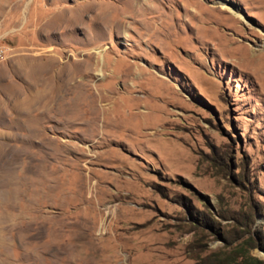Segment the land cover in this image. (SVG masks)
<instances>
[{"label": "rangeland", "instance_id": "374dc122", "mask_svg": "<svg viewBox=\"0 0 264 264\" xmlns=\"http://www.w3.org/2000/svg\"><path fill=\"white\" fill-rule=\"evenodd\" d=\"M0 45V264H264V0H0Z\"/></svg>", "mask_w": 264, "mask_h": 264}, {"label": "built area", "instance_id": "2783aa9c", "mask_svg": "<svg viewBox=\"0 0 264 264\" xmlns=\"http://www.w3.org/2000/svg\"><path fill=\"white\" fill-rule=\"evenodd\" d=\"M7 49L0 45V63L6 58Z\"/></svg>", "mask_w": 264, "mask_h": 264}, {"label": "bare ground", "instance_id": "6f19581e", "mask_svg": "<svg viewBox=\"0 0 264 264\" xmlns=\"http://www.w3.org/2000/svg\"><path fill=\"white\" fill-rule=\"evenodd\" d=\"M224 9L225 10H230V8H228V7H224ZM14 164V163H13ZM14 168V167H13ZM13 170V169H12ZM9 171V170H8ZM19 215V214H18ZM8 216V215H7ZM19 217V216H18ZM6 222V221H5ZM2 223V222H1ZM3 228V227H2ZM8 228V227H7ZM23 235H24V233H23ZM27 235V234H26ZM2 239V238H1Z\"/></svg>", "mask_w": 264, "mask_h": 264}, {"label": "trees", "instance_id": "16d2710c", "mask_svg": "<svg viewBox=\"0 0 264 264\" xmlns=\"http://www.w3.org/2000/svg\"><path fill=\"white\" fill-rule=\"evenodd\" d=\"M253 241H254V240L251 238V239H250V242H253ZM252 244H253V243H252Z\"/></svg>", "mask_w": 264, "mask_h": 264}]
</instances>
